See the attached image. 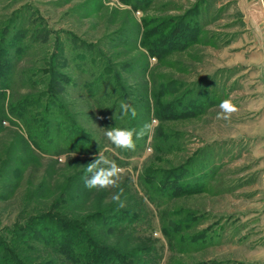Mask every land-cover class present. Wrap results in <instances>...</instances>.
I'll list each match as a JSON object with an SVG mask.
<instances>
[{
    "label": "rangeland",
    "instance_id": "374dc122",
    "mask_svg": "<svg viewBox=\"0 0 264 264\" xmlns=\"http://www.w3.org/2000/svg\"><path fill=\"white\" fill-rule=\"evenodd\" d=\"M183 16L198 20L197 39L152 53L154 40ZM16 26L25 29L24 50L2 97L0 242L17 250L29 221L56 233L47 214L75 217L114 199L128 208L140 195L146 215L137 231L111 233L109 243L152 245L157 264H264V89L254 82L264 81V0H0V42ZM10 51L5 44L3 53ZM50 97L93 135L101 145L93 155L108 164L109 182L85 192L76 212L71 197L58 201L60 190L91 153L36 154L23 139L42 129L57 141ZM186 98L192 109L178 105ZM20 100L22 117L9 110ZM130 129L138 147L125 155L119 146ZM182 167L202 187L157 190ZM30 243L28 264L61 260L48 244Z\"/></svg>",
    "mask_w": 264,
    "mask_h": 264
},
{
    "label": "trees",
    "instance_id": "16d2710c",
    "mask_svg": "<svg viewBox=\"0 0 264 264\" xmlns=\"http://www.w3.org/2000/svg\"><path fill=\"white\" fill-rule=\"evenodd\" d=\"M24 31L25 29L21 26H16L14 34L9 35L8 30H4V33H2V37L6 35V38H3L0 42V120L6 117V110L3 105L2 97L6 90L8 88L10 89L12 86L11 76L13 71L11 68L17 57L21 56L24 50V47H22L20 43V40L24 38ZM199 31L200 24L197 19L192 16L188 18L183 16L176 20L174 25L170 26L169 31L165 35L154 40L153 49H151L152 53H160L169 46H185L197 39ZM167 42H169V45H167ZM5 44H11L12 46V51H10L9 54L3 53ZM56 72L59 73V77L63 81H70V78L64 73L59 71ZM190 99L187 100L186 98V101L181 100L178 102V105L183 106L182 104L188 102L186 106H190L192 109L193 102H189ZM26 104L27 102L20 100L18 101V105L13 104L9 106V110L13 114L22 117L23 110L27 107ZM197 104L200 105L201 103L199 102ZM46 107L49 111L53 112L52 116L58 121L60 126L58 128H61L60 134L57 135V141L53 143L51 137L44 139L42 136H46L44 133L46 130L42 129H37V133L28 131V138L23 136V139L25 145L30 150L36 151L39 154L58 153L62 151H76L83 154L91 153V155H84L88 156L86 157L88 160L83 163V168L73 170V173L67 178L63 189L60 190L61 196L58 201L62 200L65 202L67 200L64 199V197H71V204L68 202V205H72L75 208L73 212H76L80 207L85 206H81L80 204L84 202L85 196L88 194H85V192L88 190H95L97 188L96 186L101 182H109L108 169L106 168L108 164L103 157L95 154L93 155V153L98 152L101 145H97L94 142L91 133L84 131L78 126L76 120L73 119L63 103H59L54 97H50L46 103ZM146 110L148 111V107ZM129 131L127 135L128 142L119 146V149L125 155H131L134 151L130 149L138 147V141L133 142L135 136L138 134L136 132L134 133V129H130ZM139 134L145 136L144 133L142 134L139 132ZM36 135H39V137H36ZM92 160L94 162H92ZM120 162L118 163L120 164ZM185 172H187V170L182 167V169L180 168L178 171L175 170V173L171 175L167 174L162 180L163 183L161 185L159 184V187H157V190L176 192L189 190L193 187H202L204 182L202 183V181H199L196 176L194 178L192 175L186 177ZM168 180H170V184H172V191L167 190L168 182L166 181ZM67 190L73 191L74 194L78 195L80 192L82 193L84 191V196H69L67 195L69 194L66 192ZM138 196L140 198L139 201H136L128 208L112 204L115 201L114 199L108 207L103 209H86L79 213L71 212L75 217L70 215L68 218L60 217V220L58 216L47 214L55 220V225L59 228L56 233L50 231L52 226H49L47 222L39 225L36 221H29V224L33 225L28 227L24 225L22 227L23 230L21 229V231H19L23 233L24 237L18 240L16 239L20 245L17 250L8 248L3 241L0 242V246L5 250V255L0 256V264H28L32 262V260L29 259L25 260L26 257L31 255L28 249L31 246L30 242L32 240L48 244L62 256L60 261L54 258H47L37 264H157L158 260L152 245L141 246L136 244L126 250V248L122 249L121 244L117 242H112L111 244L107 240V235L111 233H121L125 231L131 234L137 231L136 224L144 220L146 215L142 214L145 212L141 209L144 202L143 197L140 195ZM146 196L150 201L157 202V198L149 192H147ZM76 205H78L79 208H77ZM98 228L100 233H96V229ZM165 233H168L167 230H165ZM196 264H209V262L202 261Z\"/></svg>",
    "mask_w": 264,
    "mask_h": 264
},
{
    "label": "crops",
    "instance_id": "0c3cea01",
    "mask_svg": "<svg viewBox=\"0 0 264 264\" xmlns=\"http://www.w3.org/2000/svg\"><path fill=\"white\" fill-rule=\"evenodd\" d=\"M254 82H256L255 85L259 87H263L262 89H264V81H254ZM258 206H261V208H263L264 210V200ZM243 220H245V218Z\"/></svg>",
    "mask_w": 264,
    "mask_h": 264
},
{
    "label": "built area",
    "instance_id": "2783aa9c",
    "mask_svg": "<svg viewBox=\"0 0 264 264\" xmlns=\"http://www.w3.org/2000/svg\"><path fill=\"white\" fill-rule=\"evenodd\" d=\"M263 231H264V229H263Z\"/></svg>",
    "mask_w": 264,
    "mask_h": 264
}]
</instances>
